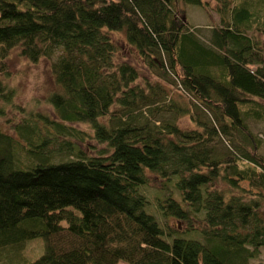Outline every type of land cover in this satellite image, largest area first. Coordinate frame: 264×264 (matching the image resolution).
Returning a JSON list of instances; mask_svg holds the SVG:
<instances>
[{"label": "trees", "instance_id": "trees-1", "mask_svg": "<svg viewBox=\"0 0 264 264\" xmlns=\"http://www.w3.org/2000/svg\"><path fill=\"white\" fill-rule=\"evenodd\" d=\"M182 4L204 5L0 0V101H12L14 48L32 63L50 59L54 83L50 113L0 129V264L258 257L264 159L245 119L264 101V48L246 31L264 35V0L238 1L208 34ZM185 115L193 127L179 124ZM74 123L88 125L98 152L78 145L88 134ZM53 144L59 154L45 152ZM149 175L163 194H146ZM241 180L255 196L234 191ZM37 238L42 250L32 256Z\"/></svg>", "mask_w": 264, "mask_h": 264}, {"label": "rangeland", "instance_id": "rangeland-1", "mask_svg": "<svg viewBox=\"0 0 264 264\" xmlns=\"http://www.w3.org/2000/svg\"><path fill=\"white\" fill-rule=\"evenodd\" d=\"M224 1L225 2H217L216 0H203V6L189 4H182L181 6L189 21L193 25L199 27L200 30H202L205 34H208L210 25H219L223 18L228 19L230 7L241 0ZM258 4H256L254 8L257 7ZM220 5L222 6L223 11L219 10ZM257 11H259V16L264 18V7ZM246 34L251 36L253 39H258L260 45L264 48L263 34L256 31L255 29L250 28L246 31ZM114 37L123 44L124 38L122 33H115ZM126 50L127 46H125V50L120 54L126 53ZM49 64L50 59L41 58L38 62L32 63L21 56L18 53L17 48L11 50L9 54L10 72L9 75L5 77V81L13 89V96L10 104H5L0 101V107L2 108V113L0 114V129L12 132V126L14 123L20 122L21 120L28 117H34L39 112H51V107L46 101L47 94L54 87ZM260 102L262 106H259V110H253L251 112V116L246 117L245 122L251 132L260 138L259 144L256 146V148H254V152L257 156L259 155L264 159V101ZM179 124L182 126L187 125L188 127H193V123L190 122L187 115L182 116L179 119ZM72 125L84 131L85 134H88L85 135L83 141H80L78 145L89 153L98 152V149L101 148V144H98L95 140H93L91 137L92 131L88 125L84 123H74ZM45 152L48 154H59L57 144L48 146L45 149ZM240 164L243 165V163ZM149 180L150 182L145 188L146 194H163L165 188H160L162 187L160 178L149 175ZM220 186L224 187L225 184H221ZM234 191L238 193H244L246 197L255 196V193L258 192V190H256L254 187L250 186L247 180L239 181V187ZM261 209L264 212V199L262 200ZM28 250L32 256L35 254L37 255L38 252L42 250V241L39 238L34 239L29 244ZM116 264L129 263L119 260ZM249 264H264V247L261 249L258 257L250 260Z\"/></svg>", "mask_w": 264, "mask_h": 264}]
</instances>
